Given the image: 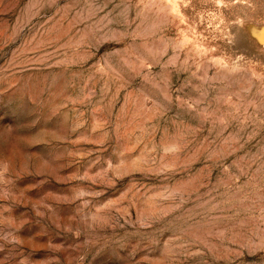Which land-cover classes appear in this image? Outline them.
Returning <instances> with one entry per match:
<instances>
[{"label": "rangeland", "instance_id": "obj_1", "mask_svg": "<svg viewBox=\"0 0 264 264\" xmlns=\"http://www.w3.org/2000/svg\"><path fill=\"white\" fill-rule=\"evenodd\" d=\"M264 0H0V264H264Z\"/></svg>", "mask_w": 264, "mask_h": 264}, {"label": "bare ground", "instance_id": "obj_2", "mask_svg": "<svg viewBox=\"0 0 264 264\" xmlns=\"http://www.w3.org/2000/svg\"><path fill=\"white\" fill-rule=\"evenodd\" d=\"M251 32H253L254 35H256L261 40H264V27L261 29H255L253 27L250 28Z\"/></svg>", "mask_w": 264, "mask_h": 264}]
</instances>
